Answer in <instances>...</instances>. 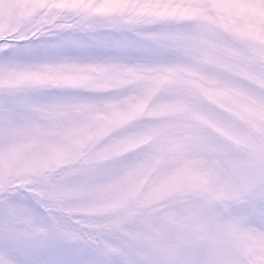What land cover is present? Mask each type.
Masks as SVG:
<instances>
[{"label": "snow or ice", "instance_id": "obj_1", "mask_svg": "<svg viewBox=\"0 0 264 264\" xmlns=\"http://www.w3.org/2000/svg\"><path fill=\"white\" fill-rule=\"evenodd\" d=\"M0 264H264V0H0Z\"/></svg>", "mask_w": 264, "mask_h": 264}]
</instances>
